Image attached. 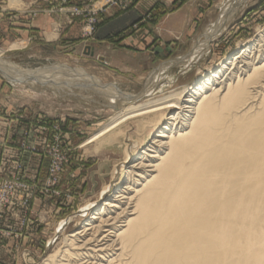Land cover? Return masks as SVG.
<instances>
[{
  "label": "rangeland",
  "instance_id": "rangeland-1",
  "mask_svg": "<svg viewBox=\"0 0 264 264\" xmlns=\"http://www.w3.org/2000/svg\"><path fill=\"white\" fill-rule=\"evenodd\" d=\"M140 3L0 0V264L58 257L108 198L104 187L128 181L120 162L131 122L118 143L108 134L87 144L123 109L110 94L139 104L181 93L264 34V0L209 2L193 32L168 25L174 7L165 2ZM66 67L107 88L66 82L74 79L60 73ZM157 130L132 134L141 145L129 164Z\"/></svg>",
  "mask_w": 264,
  "mask_h": 264
},
{
  "label": "bare ground",
  "instance_id": "bare-ground-1",
  "mask_svg": "<svg viewBox=\"0 0 264 264\" xmlns=\"http://www.w3.org/2000/svg\"><path fill=\"white\" fill-rule=\"evenodd\" d=\"M227 61L160 100L110 94L123 109L87 144L108 134L116 144L131 122L120 162L129 179L105 186L102 206L43 264H264V34ZM60 70L68 83L107 88L83 69ZM150 128L129 164L141 145L132 134Z\"/></svg>",
  "mask_w": 264,
  "mask_h": 264
},
{
  "label": "crops",
  "instance_id": "crops-1",
  "mask_svg": "<svg viewBox=\"0 0 264 264\" xmlns=\"http://www.w3.org/2000/svg\"><path fill=\"white\" fill-rule=\"evenodd\" d=\"M140 1L141 3L139 4V6L143 10L144 9L147 10L153 5V3H156L158 1L165 2L166 4H168L167 7H171V6L174 7V9L171 11V14L167 15V17H170V19H172L168 21V25L187 26L189 28L188 32H193L200 20L199 17H201L204 13L205 14L208 13V11L210 10L207 9V6L205 4H208L209 2L216 0H183L184 2H182L181 0H140ZM178 3L180 4L177 6ZM182 3L185 4L182 5ZM178 21H180L181 23H179ZM66 35L69 36L68 34ZM66 38H70V37H66Z\"/></svg>",
  "mask_w": 264,
  "mask_h": 264
}]
</instances>
